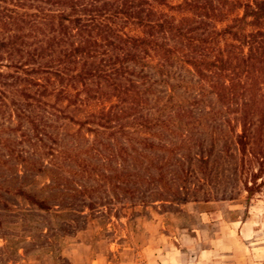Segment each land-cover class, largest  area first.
I'll use <instances>...</instances> for the list:
<instances>
[{
	"label": "trees",
	"instance_id": "trees-1",
	"mask_svg": "<svg viewBox=\"0 0 264 264\" xmlns=\"http://www.w3.org/2000/svg\"><path fill=\"white\" fill-rule=\"evenodd\" d=\"M221 117L231 133L240 121L243 151L264 121V0H0L4 208V193L41 212L78 195L93 211L105 187L186 203L193 171L177 154L204 165L192 135ZM251 177L248 193L262 184Z\"/></svg>",
	"mask_w": 264,
	"mask_h": 264
},
{
	"label": "rangeland",
	"instance_id": "rangeland-1",
	"mask_svg": "<svg viewBox=\"0 0 264 264\" xmlns=\"http://www.w3.org/2000/svg\"><path fill=\"white\" fill-rule=\"evenodd\" d=\"M226 37L219 38L221 44ZM223 119L206 120L204 130L192 135V155L203 158L204 165L183 161L186 150L177 154L184 168L193 171L185 182L186 203L152 202L144 186L134 198L105 187L92 194L93 211L83 206L88 198L65 195L66 202L75 203L72 211L54 206L41 212L4 193L10 208L0 205V264H196L200 250L210 245L231 246L218 258L211 256L219 260L213 264H264V121L255 120L258 129L243 151L235 136L240 121H231V133ZM206 123L220 127L212 132ZM169 169L167 178L180 183L181 164ZM10 173L0 164V183ZM251 175L258 177L256 185L262 184L248 193L244 184L250 186ZM44 183L49 181L36 177L34 186ZM77 184L96 187L86 180Z\"/></svg>",
	"mask_w": 264,
	"mask_h": 264
},
{
	"label": "crops",
	"instance_id": "crops-1",
	"mask_svg": "<svg viewBox=\"0 0 264 264\" xmlns=\"http://www.w3.org/2000/svg\"><path fill=\"white\" fill-rule=\"evenodd\" d=\"M218 238H221V236H218ZM231 246L229 245H210L205 246L204 249L200 250L198 253V256L195 257L196 264H213L215 261H219L217 258L222 253H225L226 250H230ZM214 256H216V259H211ZM207 260H206V259Z\"/></svg>",
	"mask_w": 264,
	"mask_h": 264
}]
</instances>
